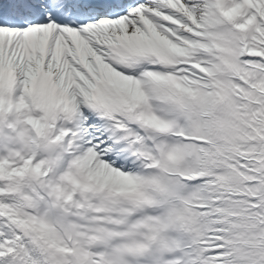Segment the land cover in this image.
<instances>
[{"label": "snow or ice", "instance_id": "6c2138e0", "mask_svg": "<svg viewBox=\"0 0 264 264\" xmlns=\"http://www.w3.org/2000/svg\"><path fill=\"white\" fill-rule=\"evenodd\" d=\"M0 264H264V0H0Z\"/></svg>", "mask_w": 264, "mask_h": 264}]
</instances>
